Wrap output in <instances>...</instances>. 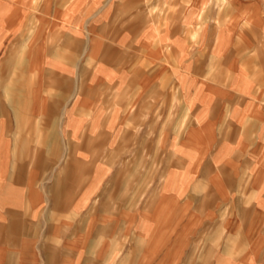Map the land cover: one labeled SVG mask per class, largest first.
Segmentation results:
<instances>
[{"label":"crops","instance_id":"0c3cea01","mask_svg":"<svg viewBox=\"0 0 264 264\" xmlns=\"http://www.w3.org/2000/svg\"><path fill=\"white\" fill-rule=\"evenodd\" d=\"M116 1L0 0V264H196L181 256L177 227L192 233L200 218L198 230L226 233L208 264H264V0H226L209 29L212 74L184 60L176 39L177 85L195 120L163 130L160 185L146 196L122 185L113 218L102 203L111 169L125 165V147L141 148L124 134L160 130L155 109L141 124L135 107L169 74L159 34L136 51L132 30L110 28Z\"/></svg>","mask_w":264,"mask_h":264},{"label":"rangeland","instance_id":"374dc122","mask_svg":"<svg viewBox=\"0 0 264 264\" xmlns=\"http://www.w3.org/2000/svg\"><path fill=\"white\" fill-rule=\"evenodd\" d=\"M208 2L207 0L116 1L117 14L115 20L109 25L110 28L113 31H117L118 36H122V34L128 32L127 30L129 29L132 30V34L136 39V51L140 50L141 47L143 48L144 45L141 46L139 42H142L143 44L142 39L144 37L146 38V35H148L149 32H153V39L158 38L159 34V36L166 41V62L169 66V74L161 78L158 85H155V89L153 90V92H155L154 94H151L148 97L142 95L143 97H140L142 99H139V102L137 103L138 105L135 107L139 109V120L141 124L148 123V121H141L144 117V113L155 109V127L158 128L159 126L160 130L156 133L151 131L150 134H144L141 132L139 135L136 132L134 135L132 131L127 129L124 134V137H126V146L130 145V147H133L135 146V143H137L136 145H140L141 148L139 149L137 147V149L134 150L125 147L123 154L128 160L125 165L120 168L121 174H119L120 170L117 166L111 169L114 178L112 177V180L109 183L110 188L107 190L108 196L103 199L102 203L108 206L107 212H112L111 214L113 218L118 217L116 213L120 212L119 202L121 199L119 197V191L121 190L122 185L127 186L126 189L129 191L138 190L139 194L143 191L145 194L144 196H146L147 192L153 188L154 184L155 186L156 184L160 185L163 177V175L161 176V174H163L161 172L166 168V165L161 163V161L163 157V161H165V157L169 156L165 153L164 146L161 144L162 135L165 133L163 130L165 128L168 130L174 126L175 130L173 131L175 133H180V129H183L184 126L188 125L189 121L195 120L194 117H190L189 114L185 113V104L182 102L181 91L177 85V71L175 66L178 64V56L175 53L174 45L176 39H178L179 43L177 46L182 48L181 53L183 54V59L186 60L187 57L196 56L200 59L201 63L206 64L203 67L200 63V65H198L199 69L207 67L210 69L208 74L209 72L212 74L209 29H212L214 26L211 25V23L216 24L218 21L217 18H219L221 13L227 8L228 4L226 0H211ZM209 24L211 25L210 27ZM124 56L127 58L125 54ZM143 63L144 62H142L141 65ZM208 64L210 65L208 66ZM137 72L139 73L138 70ZM208 74L205 73V77H208ZM127 95L128 93H125L123 97H126ZM130 124L131 123H129V125ZM155 127L152 124L151 130L155 129ZM108 138L110 144L109 160L114 165H117V158L121 157L123 154H120L122 153L121 151L119 152V156L118 151H116V139L114 136L108 135ZM102 141L104 145V138H102ZM97 147L100 148L99 146ZM94 154H100L99 150L97 149ZM169 163V166L172 167L173 171L180 170L179 166L181 163L176 157L171 158ZM158 173L160 176L159 179H156ZM243 182L246 187L248 183L245 178ZM148 198L149 197H145V202ZM245 198H248V196ZM148 204V207L152 205L151 199L148 201ZM243 209V214L248 215L250 210L249 206H245ZM177 214H180V212L175 211L172 213L174 217H179L175 216ZM145 215V218L148 219V221L158 220V217L165 218L162 216V213L160 215L154 212H145ZM180 223H183V220ZM201 223L202 220L200 218L198 224L194 226L196 227V230L194 229L195 231L192 232L194 233V239L192 238L190 243L187 238L192 233L187 232L184 226L179 225L177 230L180 236L177 247L179 252H181V256H187V254L190 253L192 255L190 259L192 262L197 260L196 262L198 264H208L211 257L207 258V256H210L211 252L222 247L226 233L223 228H216L215 231H213L214 233H207V229L205 231L198 230ZM243 241V239L239 238L230 241V244L234 247H241ZM121 245V241L120 243L116 241L117 248L121 247ZM185 261H188V257L185 258Z\"/></svg>","mask_w":264,"mask_h":264},{"label":"bare ground","instance_id":"6f19581e","mask_svg":"<svg viewBox=\"0 0 264 264\" xmlns=\"http://www.w3.org/2000/svg\"><path fill=\"white\" fill-rule=\"evenodd\" d=\"M209 3V2H208Z\"/></svg>","mask_w":264,"mask_h":264}]
</instances>
